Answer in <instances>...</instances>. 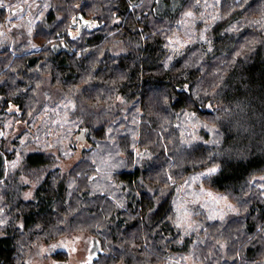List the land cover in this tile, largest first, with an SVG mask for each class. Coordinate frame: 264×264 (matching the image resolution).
I'll return each instance as SVG.
<instances>
[{
  "label": "trees",
  "instance_id": "1",
  "mask_svg": "<svg viewBox=\"0 0 264 264\" xmlns=\"http://www.w3.org/2000/svg\"><path fill=\"white\" fill-rule=\"evenodd\" d=\"M189 10L200 17L198 32L181 27ZM80 13L93 21L81 31ZM14 34L0 46V130L6 115L34 124L46 94L69 96L85 120L76 139L102 141L120 96L133 112L142 108L146 154L133 164L131 136L118 137L130 165L115 172L118 203L104 191L93 195L92 157L64 177L43 145L23 148L20 166L7 175L16 150L2 137L0 264H28L36 244L87 229L108 250L91 264H167L173 255L264 264V0H51L42 20ZM183 34L176 53L173 40ZM211 167L199 180L236 202L225 216L202 209L203 192L191 187ZM23 175L38 181L32 199ZM183 184L192 202L178 198ZM180 203L191 208L189 229L181 226Z\"/></svg>",
  "mask_w": 264,
  "mask_h": 264
},
{
  "label": "rangeland",
  "instance_id": "2",
  "mask_svg": "<svg viewBox=\"0 0 264 264\" xmlns=\"http://www.w3.org/2000/svg\"><path fill=\"white\" fill-rule=\"evenodd\" d=\"M50 6L51 0H0V7L5 8V16L3 20L0 19V46L6 44V41L13 42L16 37L14 32L17 29L32 27L39 20H42ZM189 11L188 13H191V15H188L187 12L183 14L180 21L181 27L185 28L186 31L198 32L200 28L196 27V23L200 22V17H195L193 10ZM173 41L176 44V53L184 46V42H187L184 34L179 42ZM35 47L34 45L31 48ZM43 100L45 112L43 114L38 113L39 117L34 124L18 121L13 114L6 115L4 118V127L0 130V141L2 137H9L10 150L13 148L16 150V157L6 161L7 175L12 176L10 175L11 172L20 166L23 160L21 152L23 148L26 152L32 150L44 151L45 148V152L53 155L54 166L61 167L64 177L74 167L81 165L83 162L86 164V157H92L87 170L91 171V175L94 172L98 175L94 180H88L89 186L93 189V195L96 192L104 191L108 194L107 196L110 200L122 203L124 201L123 192L115 172L118 169L128 168L130 165L127 159V152L121 145L117 144L118 137L126 134L131 136L130 144L133 149L132 153H134L133 164H136L138 159L145 157L146 151L140 145L144 122L142 108L139 107L137 111L133 112L132 103L126 102L122 97L118 96L114 102V105H117L114 109L115 113H112L113 116L111 118L110 115L107 117L109 124L106 128V138L99 141L93 136L90 139L91 141H88L83 135L79 136L78 140L76 139L77 130L84 126L85 120L83 121V118L77 115L80 111L75 97H60L54 101L53 97L46 94ZM9 111H18V107L12 106ZM197 129L200 130L201 128L194 125L190 126L191 133L198 138L200 136L195 132ZM133 134L135 135L133 136ZM14 139L19 140L18 145L13 142ZM122 139L125 140V136ZM29 140L35 141V144L25 148ZM90 149H93L91 153L85 152L84 154L85 150ZM92 165H95L96 171L91 170ZM213 169L216 170L217 167L202 171L198 175V180L191 187L194 190L198 189L203 192L199 200L202 209L204 208L206 212L210 211L212 213L210 214L211 216H225L235 209L234 203L236 202L223 193L208 189L204 182L199 180L206 174L213 172ZM9 178L4 179V182L1 183L2 187L6 186V182L10 181ZM261 178L264 180V177ZM21 179L27 185L25 198L32 199L38 181L24 175ZM185 187L186 184H183L178 198L192 202L195 194L194 192L187 194ZM262 188L264 191V185H262ZM178 205L179 209L183 210L185 219L184 224H181V226L185 225L186 229H189L194 225L191 219L192 215L189 212L191 208L187 207L189 209L186 210L184 204L180 203ZM4 221H2L1 217L0 222L4 223ZM102 251L107 252L108 250L103 247L100 239L87 229L86 232H75L60 240L36 244L31 250L28 264H91ZM59 252L64 253L65 258L59 257ZM166 259H168L167 264H198L191 255H186L184 258L180 255H173L172 257L168 256Z\"/></svg>",
  "mask_w": 264,
  "mask_h": 264
},
{
  "label": "water",
  "instance_id": "3",
  "mask_svg": "<svg viewBox=\"0 0 264 264\" xmlns=\"http://www.w3.org/2000/svg\"><path fill=\"white\" fill-rule=\"evenodd\" d=\"M78 18L81 20V23L79 25V30L81 31L86 26H91L93 24V21L90 19H87L83 14H79ZM84 131H88V128L84 129Z\"/></svg>",
  "mask_w": 264,
  "mask_h": 264
},
{
  "label": "snow or ice",
  "instance_id": "4",
  "mask_svg": "<svg viewBox=\"0 0 264 264\" xmlns=\"http://www.w3.org/2000/svg\"><path fill=\"white\" fill-rule=\"evenodd\" d=\"M188 15H191V13H188ZM213 172L215 171V169L212 170Z\"/></svg>",
  "mask_w": 264,
  "mask_h": 264
}]
</instances>
